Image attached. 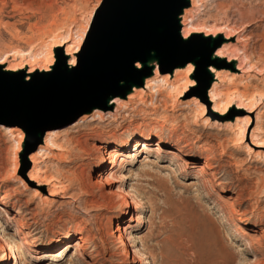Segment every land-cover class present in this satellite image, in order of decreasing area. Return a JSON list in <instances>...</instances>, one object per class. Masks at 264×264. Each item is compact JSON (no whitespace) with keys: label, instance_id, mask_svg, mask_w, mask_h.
Wrapping results in <instances>:
<instances>
[{"label":"rangeland","instance_id":"374dc122","mask_svg":"<svg viewBox=\"0 0 264 264\" xmlns=\"http://www.w3.org/2000/svg\"><path fill=\"white\" fill-rule=\"evenodd\" d=\"M103 2L0 0V67L43 66L42 53L67 32H85L83 43ZM208 2L195 22L202 38L215 39L209 34L217 31L232 45L241 47L237 39L243 36L249 42L246 54L225 73L233 78L226 92L254 97V104L250 108L233 98L227 113L238 122L250 117L245 141L257 162L248 163L230 147L232 126L218 133L192 125L169 107L148 104L124 109L111 124L89 120L56 130L59 146L36 151L35 157L48 183L43 174L29 176L31 169L22 164L21 133L0 125V233L12 246L0 249V264H14L15 250L16 264H139L137 259L140 264H264V0ZM231 99L223 97V103ZM134 139L140 144L135 151ZM96 144L116 153L121 169L113 177L99 176L104 156ZM120 195L128 197V205L121 207ZM133 206L137 215L131 219ZM124 225L127 237L119 232Z\"/></svg>","mask_w":264,"mask_h":264},{"label":"water","instance_id":"95a60500","mask_svg":"<svg viewBox=\"0 0 264 264\" xmlns=\"http://www.w3.org/2000/svg\"><path fill=\"white\" fill-rule=\"evenodd\" d=\"M191 7V0H104L91 34L74 54L55 46L50 65L1 66L0 125L23 136L26 171H32L30 157L44 146L49 132L97 111L114 113L115 96L125 98L145 87L156 73L173 78L191 65L188 79L194 86L188 98L210 110L217 73H228L238 60L228 52L218 55L229 43L221 37L213 42L184 36L183 19Z\"/></svg>","mask_w":264,"mask_h":264},{"label":"bare ground","instance_id":"6f19581e","mask_svg":"<svg viewBox=\"0 0 264 264\" xmlns=\"http://www.w3.org/2000/svg\"><path fill=\"white\" fill-rule=\"evenodd\" d=\"M208 1L209 0H191L192 7H191L190 10H188L186 12L185 17L183 19V25H184V30L183 31H184V36L185 37H187L189 35H192V37L196 38V39L202 38L201 35L203 33H202V30H200L202 27L200 28L199 25L197 27V24L195 22L199 19L198 16H201V15L204 14V12H205V10H206V8L208 6V3L210 4V2H208ZM2 10H3V7H2V5L0 3V15L2 13ZM262 12L264 14V10ZM190 24L192 25V28H190ZM246 28H248V27L246 26L245 29H243V30L241 29L242 31L240 30L239 32L244 33L246 31ZM223 30H228L229 31L228 28H223ZM203 32H205V31H203ZM84 33L85 32H83L82 34H78V33L76 34L75 33L76 35H74V34H72L70 32H67L66 34L62 35L61 37L58 35L60 37L58 39H57V37H55L57 39L55 41L52 40L54 38H51V41H53L54 43H57V44L53 45L51 47L49 46L50 47V48L48 47L49 49L46 47L47 49L42 53L44 55V57H45V59L43 58L45 60V62L48 63L49 65L52 64V62H53L52 48L55 47V46L64 47L65 50H66V53L70 54V55H72L75 52H77L79 50L81 44H82V41H83V38H84ZM50 35H52V34H50ZM72 35H73V37H72ZM209 35L213 36L215 38V39H212L213 42L214 41L216 42L219 39V37H217V36H220L219 33H217V31L215 33H210ZM242 38H243L242 40H240V38L237 39L238 43L242 42L241 47H239V46H237L235 44L231 45L230 43H227L226 45H224L222 47V49H220V51L218 52V55L219 56H224V53L228 52L231 56H233V59H239V57H241L242 55H245L246 51L249 49L248 48L249 47V45H248L249 42H248L247 38H245V36H243ZM15 52H17V51H15ZM12 53H14V51ZM21 53H23V52H21ZM16 56H18V55H16ZM33 56H32V60L33 59L36 60L37 58L39 59V57L41 55L39 57H36V58L33 57ZM244 62H245V60H244ZM74 63H75V58L72 57V59L70 61V64L73 65ZM251 67H252V65H251ZM253 68H255V67H253ZM192 69H193V67L191 65H189L186 70L175 72L173 78L169 77L168 75L162 76V75H159L158 73H156L154 75V77L147 79V81L145 83V87L140 88V89L135 88L125 98H122L120 96H115V98H113L114 102L116 104V109H115L114 113L112 111H108V112L97 111V112H95L93 115H91L89 117H83L82 119L77 121V123H75L73 126L79 125L80 123L87 122L89 120H91V122L92 121H97V120L98 121H102L103 120L102 122H106L107 121V124H111V123H114V122H118L116 118H118L119 114L126 108L127 109H126L125 113L128 112V111H131L129 109H135V108H136L135 110L138 111L139 108L142 109V107H144V106L146 107V106H148V104H150L151 106H154V107H157V106L161 105V106H164V107H169V108H171V110H174V111H177V112H181L182 113V119L189 121L194 126H199L200 125V126H203V127L207 128V129H212V130H214V131H216L218 133H221V132L225 131L224 128L228 127V125H230V127L232 126L235 129V132H233V136L234 137H233V139L231 141L230 147L234 148V150L237 153L246 155L248 163H256L257 162V158L259 159V157L254 155V153L250 151V148H249V146L247 144V141H245V134H244V132L246 130H248V126H249V123H250V117L247 116V114H246L245 117L242 116L241 122H238L237 120H234V117L233 118L229 117V115L227 113L228 112V108L231 106V104L233 102V98H234V101H235V99H236V101L238 100V104H242V102L249 103L248 107L251 108L252 105L254 104V99H253L254 97L249 99V100L248 99L245 100L243 98V96L239 92H235V90L233 91L234 93L232 91H230L232 94L229 93V92H228L229 93L228 94L226 91H227V89H229L228 86L233 83L232 82L233 78L231 79V77L227 76L226 74L220 75L219 73H217L216 77L218 79V82L213 85V87H212V89L210 91V95H209V97H210L209 101L212 104V107L209 110L207 108V106L205 105V103L200 101L199 99H197V98L189 99L188 98V94H189L188 89L190 87L194 86V82L192 80L188 79V76L191 73ZM33 71H34V69L32 67H30L28 72L31 73ZM224 82H226V85L224 84L225 87L221 88V86H222L221 84L224 83ZM256 95H254V96H256ZM239 96L243 99V101L239 98ZM223 97H225L227 100L229 98H232V99L228 103L224 104L223 103ZM260 99H262V97H260ZM255 102H259V99H256ZM140 104H144V105H140ZM249 113L251 114L252 111H249ZM106 115H108V116H106ZM225 115H228V116L226 118H223L222 116H225ZM106 117H108V118L106 119ZM239 117H240V115H239ZM239 117H235V118H239ZM121 119H122V117L119 118V120H121ZM260 119H261L260 118V113H258L257 120H258L259 124H260V122H259ZM259 124H257L258 125V127H257L258 129L256 128L257 129L256 131H258V133L261 132V130L259 132ZM57 132L58 131L55 130V131H51V132H49L47 134L44 146L40 147L37 150V153L41 149H47V148L48 149L49 148L50 149H52V148L55 149L56 148V146L58 145V144L56 145V143H55V141H56L55 139H57L56 137H57V134H58ZM59 134H61V132ZM257 135H258V137H256V139L258 140L257 143H259L260 135L259 134H257ZM254 136L255 135H253V133H252L251 138H253ZM262 142L264 143L263 140H262ZM252 145L253 146H257V145H254L253 143H252ZM138 146H140V144H138L137 140L134 139L133 140V146H132L133 147L132 148L133 151H135ZM126 148H128V146H126ZM94 149L97 152V154H100V155L104 156V157H101V161H100V165H101V168H100L101 172L100 173L101 174L99 176H101V177L102 176H111V177H113V174L118 172L121 169V164H120V162H118L119 159L117 158L116 153L115 154H113L114 152L111 153L113 151V149L104 150V152H102V150H101L102 147L100 145H97V144L94 146ZM37 153H35L33 156L30 157V160H31V162L33 164V169L29 173V176L31 174H36V175H39L41 177V175L43 174L44 175V180H46L48 183H52V182H49L46 179V177H48V176L45 177L46 169L43 168L40 171L38 170L39 169V165H36V163H35V157L37 156ZM252 153H253V155H252ZM47 154H49V153L46 152L44 158H46ZM199 172H200L201 175H203L204 174L203 168H201L199 170ZM145 175L149 176V177L156 178L155 180H157V182L161 186H163V188L165 190H168L167 186L163 183L164 181L159 179V177L152 176L148 172H145ZM53 182H54L55 185L57 184V183H55V181H53ZM43 184H45V183H43ZM120 196H121V204H120L121 207H123L124 204L128 205V203H127V198L128 197H126L125 195H120ZM128 208H130V204H129ZM132 209H133L134 213H132V211H131V213L129 214L131 216V219H133V217H134L133 215H137V209L134 206L131 208V210ZM13 219L14 218H11V220H13ZM9 221H10V219H9ZM14 221H15V223L18 222L15 219H14ZM125 225L121 229H119L120 231L119 230L118 231L121 232V234H123V236L127 237L130 234L126 233V227L127 226H125ZM0 239L3 241V244H4V246L0 247V249L4 248V247H7V246H10L12 248V246L7 243L8 241L6 242L4 237H1V233H0ZM83 239L80 238V240H83ZM74 245L76 247L80 246L78 241ZM77 250H79V249H77ZM131 250L129 248L126 249L127 256H129L130 252H133ZM11 254H12V259L14 260V264H16L17 263L16 250H15V253L12 252ZM138 254H140V253H138ZM133 255H135V254H133ZM141 258H142V256H141ZM136 262H139V264L141 263L139 261V259H137Z\"/></svg>","mask_w":264,"mask_h":264}]
</instances>
